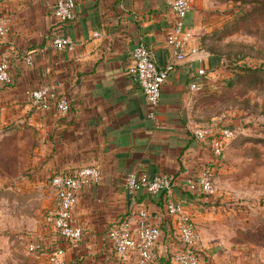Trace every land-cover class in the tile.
I'll return each mask as SVG.
<instances>
[{
  "label": "crops",
  "instance_id": "obj_1",
  "mask_svg": "<svg viewBox=\"0 0 264 264\" xmlns=\"http://www.w3.org/2000/svg\"><path fill=\"white\" fill-rule=\"evenodd\" d=\"M172 1L75 0V19L58 29L54 0H0V19L8 27L0 40V59L8 58L12 75L11 83L0 88V148H15L16 176L22 184L24 152L31 151L28 177L53 203L45 210L52 216H44L31 238L47 252L62 248L65 264H134V253L117 256L108 231L132 220L137 209L145 210L148 222L161 231L155 246L159 257L167 245L179 242L175 218L166 213L167 201L181 203L196 228L199 194L189 191L187 180L210 163L212 152L209 142L192 138L191 130L214 119L204 107L220 68L207 38L216 21L215 1L191 0L184 19L185 57L180 61L166 44L175 19ZM56 33L71 40V51L51 45ZM139 43L157 67H173L155 118L149 116L150 105L129 74L131 52ZM191 83L200 90L190 89ZM53 84H59L60 94L69 101L65 114L31 106L26 96L29 90ZM89 165L99 171V181L77 192L71 221L85 235L72 248L51 223L58 198L50 178ZM133 172L165 174L172 182L170 190L129 193L125 179ZM21 186L16 190L22 191ZM45 254L38 253L37 259L45 260Z\"/></svg>",
  "mask_w": 264,
  "mask_h": 264
},
{
  "label": "rangeland",
  "instance_id": "obj_2",
  "mask_svg": "<svg viewBox=\"0 0 264 264\" xmlns=\"http://www.w3.org/2000/svg\"><path fill=\"white\" fill-rule=\"evenodd\" d=\"M214 1L216 21L207 38L220 68L204 107L214 119L201 128L228 129L231 136L202 169L214 193L197 196L194 249L199 264H264V0ZM30 165L31 151L25 150L22 184L15 148H0V179L7 178L0 180V264H49L52 251L28 250L44 216L53 214L45 212L52 209L51 195L32 186ZM179 247L177 241L167 245L162 257L154 249L155 260L148 264H175L172 253ZM38 253H46L45 260Z\"/></svg>",
  "mask_w": 264,
  "mask_h": 264
},
{
  "label": "built area",
  "instance_id": "obj_3",
  "mask_svg": "<svg viewBox=\"0 0 264 264\" xmlns=\"http://www.w3.org/2000/svg\"><path fill=\"white\" fill-rule=\"evenodd\" d=\"M191 6V0H173L170 9L174 14V21L170 32L166 36V44L171 50L175 61L185 57L184 47L186 32L184 19ZM53 16L56 27L62 28L65 24L73 21L76 17L75 0H54ZM8 34V27L4 20L0 19V40ZM51 45L57 50L73 49L71 40L60 33H56L51 39ZM132 65L129 74L140 86L146 101L150 105L149 116L155 118L161 89L166 82L172 63L159 68L155 65L147 47L141 43L137 44L132 52ZM198 74H202L199 70ZM12 80L10 64L6 56L0 59V85L10 84ZM190 89L199 91L197 83H191ZM26 96L31 106L42 110L55 108L59 113L65 114L69 111L68 99L59 92V84L45 85L37 89L29 90ZM191 136L200 142H209L213 156H220L223 140L231 136L228 129L215 130L213 128H194ZM99 181V171L95 166H82L71 172H58L51 176L50 185L55 189L58 206L51 219L52 226L58 235L66 240L72 248L82 241L85 232L80 226L72 223V210L76 206L77 192L83 186L96 184ZM171 179L162 174L149 177L146 173H129L125 179V185L129 193L134 194L144 190L149 195H158L170 190ZM190 192L197 194L212 195L214 188L210 175L206 169L201 170L195 178L187 180ZM166 213L175 218L179 248L172 253V260L176 264H199L198 254L194 249L198 236L193 227L191 218L185 212L183 205L175 201H167ZM108 237L119 258L134 253L139 264H148L155 260L154 249L161 237L160 229L148 222L147 213L143 209L132 212V220H127L121 226L108 231ZM40 248L37 242H31L28 250L34 252ZM49 264H65L64 250L54 249L47 257Z\"/></svg>",
  "mask_w": 264,
  "mask_h": 264
}]
</instances>
